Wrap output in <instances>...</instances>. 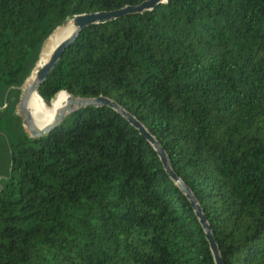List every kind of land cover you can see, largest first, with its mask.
I'll return each instance as SVG.
<instances>
[{
  "label": "trees",
  "instance_id": "trees-1",
  "mask_svg": "<svg viewBox=\"0 0 264 264\" xmlns=\"http://www.w3.org/2000/svg\"><path fill=\"white\" fill-rule=\"evenodd\" d=\"M149 0H0V264H216L188 197L111 108L34 140L16 115L80 15ZM139 120L204 209L224 264H264V0H168L81 33L38 90ZM20 116V115H19Z\"/></svg>",
  "mask_w": 264,
  "mask_h": 264
},
{
  "label": "water",
  "instance_id": "water-1",
  "mask_svg": "<svg viewBox=\"0 0 264 264\" xmlns=\"http://www.w3.org/2000/svg\"><path fill=\"white\" fill-rule=\"evenodd\" d=\"M167 2L168 0H149L139 6L127 7L125 9L114 12H102V13L89 14V15H80L70 20L69 22H72L73 24V31L71 35L58 47V49L55 51L54 55L52 56L51 60L49 61V63L37 71L32 82L28 83V80L30 78L29 77L26 83L24 84V86L20 88L22 95L20 98V103L17 106V112H19V114L20 113L23 114V127L25 128L26 132L30 135V137L34 140L44 138L45 136L50 134L53 130L57 129L64 122L65 118H67L68 116L74 113L79 112L82 108H89L92 106L111 108L117 111L118 113H120L154 147V149L158 153V156L161 159V162L167 174L171 177V179L177 184V186L190 200L192 207L194 208L207 234V239L211 245V249L215 257L216 264H224V260L221 256L219 245L216 242L212 226L209 223L207 216L205 215L203 207L198 202L192 190L173 171L168 155L164 150V148L161 146L160 142L133 115L128 113L117 103L106 98L101 97L98 99H76L69 94H68L69 99L67 104L64 107H62L60 110H58L53 122L48 126L41 127L37 125L34 122L29 112V103L33 95L36 92H38V90L46 82L49 75L52 73V71L61 61L65 51L78 40L79 36L83 31L93 26H98L100 24L112 22L114 20H120L125 17L142 15L144 13L154 11L161 5L166 4ZM68 23H66L65 25H67Z\"/></svg>",
  "mask_w": 264,
  "mask_h": 264
},
{
  "label": "bare ground",
  "instance_id": "bare-ground-1",
  "mask_svg": "<svg viewBox=\"0 0 264 264\" xmlns=\"http://www.w3.org/2000/svg\"><path fill=\"white\" fill-rule=\"evenodd\" d=\"M72 31L73 24L72 22H69L67 25L60 27L50 37L42 50L37 68L35 67L36 70L30 76L28 83L32 82L38 70L49 63L55 51L71 35ZM68 99V94L62 92L52 100L50 105H48L47 102H45L44 99L40 96V94L36 92L29 103V112L31 114V117L37 125L41 127L48 126L53 122L58 110H60L67 104ZM19 115L23 117L22 113H20Z\"/></svg>",
  "mask_w": 264,
  "mask_h": 264
},
{
  "label": "rangeland",
  "instance_id": "rangeland-1",
  "mask_svg": "<svg viewBox=\"0 0 264 264\" xmlns=\"http://www.w3.org/2000/svg\"><path fill=\"white\" fill-rule=\"evenodd\" d=\"M16 115L23 120V117L22 116H19V112H17Z\"/></svg>",
  "mask_w": 264,
  "mask_h": 264
}]
</instances>
